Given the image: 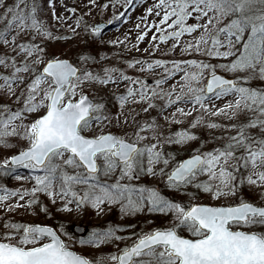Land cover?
Masks as SVG:
<instances>
[{
  "label": "snow or ice",
  "instance_id": "obj_1",
  "mask_svg": "<svg viewBox=\"0 0 264 264\" xmlns=\"http://www.w3.org/2000/svg\"><path fill=\"white\" fill-rule=\"evenodd\" d=\"M46 2L53 18L63 20L56 16L53 0ZM110 2L116 7L118 0ZM138 2L123 0L124 11L107 23L121 21ZM89 4L99 7L97 0ZM39 9L36 0H0V145L12 148L8 138H18V150L0 161V174L31 183L23 191L0 186V206L8 212L35 208L47 215L39 198L43 194L53 205L61 202L58 212L87 205L99 214L105 206H119L122 217H171L166 227L126 237L118 234L123 227L108 226L78 241L95 248L115 244L117 251L108 255V264H264V0H153L136 29L141 31L143 23L160 34L153 40L171 41L173 51L179 48L191 57L129 61L128 67L139 66L140 72L164 70L153 86L118 68L97 71L93 66L107 59L104 56L98 60L81 52L75 61L50 56L47 41L70 37L48 31L37 19ZM150 16L158 22L148 24ZM81 27L77 18L73 34L79 35ZM83 27L93 41L103 35L102 24ZM144 38L137 36L138 41ZM177 75L179 80L170 83ZM121 84L124 91L117 94L113 86L119 89ZM109 104L119 105L115 117ZM128 105L140 111L126 115ZM150 110L157 116L141 123L137 117ZM166 111L169 125L195 112L189 127L220 129L221 134L212 137L218 143L207 151L201 143L190 158L176 162L165 145H187L199 138L188 129L165 134L158 117ZM206 116L244 119L225 126L206 121ZM114 127L123 134L111 131ZM20 169L26 174H19ZM200 175H207L208 181L197 182ZM147 177L162 178L174 194L189 195L191 186L228 203H192L198 199L194 194L184 203L162 194L156 185L142 183ZM245 187L256 191L255 202L246 198ZM10 197L18 199L2 203ZM0 223V264H103L76 251V241L62 238L64 231L58 234L39 223Z\"/></svg>",
  "mask_w": 264,
  "mask_h": 264
},
{
  "label": "rangeland",
  "instance_id": "obj_2",
  "mask_svg": "<svg viewBox=\"0 0 264 264\" xmlns=\"http://www.w3.org/2000/svg\"><path fill=\"white\" fill-rule=\"evenodd\" d=\"M8 4L14 3V0H6ZM38 3V0H36ZM108 4L107 8H104L103 5ZM123 4V0H118L116 7L112 6L110 0H97V5L92 6L89 4V0H53L54 10L57 17H63V20L55 19L52 16V8H49L47 2L43 4V6L37 12V19L43 21L44 25L47 27L48 31L52 32L55 37H70L68 38H54L46 42L47 47L45 50L48 52L50 56L60 57V58H68L71 61H75L76 57L81 52H89L96 59L99 60L101 56L106 57L107 59L101 60L99 64L94 65L93 67L99 71L104 67L108 68H118L125 72L126 75H129L133 78H140L141 80L146 81L149 86L154 85V80L160 78L163 74V69H153L151 71L140 72L139 66L134 68L128 67L129 61L141 60L152 62L157 59L167 60L171 62L172 60L179 59H188L191 57H187L183 55L179 48L176 50H172V42L168 41L164 44L159 42V39L153 40V36H159V33H156L154 29L149 30L146 29L144 24L141 23V31L136 29V24L140 23L139 18L145 15V10L147 7L152 5V0H139L138 3H135L132 7L128 9L127 15L121 19V21H114L109 24L107 21L113 18L114 13L119 14V12L124 11V8L121 7ZM69 8H74L76 11L69 12ZM77 18L80 19L82 27L77 29L79 35H74L72 32V27H75ZM127 22H124V21ZM158 22L157 18L154 16H150L148 19V24H152L153 22ZM100 22H106L103 27V35L100 38H96L94 41L89 39L85 34L83 25H96ZM191 22V21H190ZM3 28V25H0V29ZM144 34L145 38L142 41L137 40V36ZM22 39L27 40L28 37L23 36ZM185 39H191V37H185ZM114 41H123L122 44L116 43L113 44ZM40 43V47L44 48L45 43L40 42L38 39L36 41ZM168 53V55H165ZM170 66V64H169ZM145 68L147 65L145 64ZM0 74H3L0 72ZM231 76V74H226ZM179 80V75L175 77L174 80L170 81V83H175ZM165 88H168V85H164ZM113 89L117 92V94L122 93L124 91V86L121 84L119 89ZM156 103L159 105L161 101L157 100ZM221 106L223 105V101L218 102ZM112 111L111 114L115 117L119 112V105L112 106L109 104ZM191 107L190 105L188 106ZM140 108L137 105H128L125 108V114L127 115L131 112L133 115L135 112H139ZM171 111H175V109H171ZM164 115H167V111L158 117L159 123L163 125L164 133L169 134L176 131H181L184 129H188L199 138L197 141L190 142L187 145H165V151L172 153L176 158V162H179L180 159L186 155L194 153L197 149L200 148L201 143L204 144V150H210L214 145L218 142L212 139L213 136H219L221 134L220 129H208L197 128L191 129L189 127V123L191 120L197 117V114L194 112L192 117H188L183 119L182 123L169 125L164 120ZM157 113L150 110V114H145L143 112L137 117V119L143 123L146 119L150 117H156ZM121 121L125 119V116L120 117ZM129 124H131V116H128ZM213 120L216 123L223 124L228 126L230 124L239 123L244 119L243 116L240 117V120H232L229 121L222 117H205V120ZM131 132V127L129 126L127 129ZM111 131L117 134H123V130L119 127H114ZM225 135L229 134L228 132L224 133ZM231 134H235L234 131ZM145 135H150L149 133H145ZM9 143L13 145L12 148H5L0 145V161L7 158L11 153L18 150V138H8ZM27 170L20 169L19 174H26ZM247 175V173H245ZM208 181L207 175H200L197 177V182ZM142 183H145L149 186L156 185L158 186L162 194L172 197L176 200H183L184 203H189V196L194 194L198 197V199H192L191 202H206L210 204H226L228 201L220 200L215 201L212 200L210 195L207 193H203L194 187H189L188 193L189 195L184 194H174L172 190L167 189L162 181V178L156 177H147L143 178ZM0 186L5 187L12 191H23L24 189L30 188L31 183L26 181H17L11 176H5L0 174ZM3 192H0V195H3ZM244 194L247 199L255 202L258 199L256 191H249L247 187L244 189ZM40 201L43 207L48 208V214L45 215L43 213H38V210L35 208H28L27 210L21 208L17 209L13 212H8L2 206H0V222L5 220L11 222H19V223H42L49 224L56 228L57 232L60 233L64 231L66 234L62 236V238L66 242L76 241L73 244V247L78 252H83V254L89 258L90 260H101L103 264H108L107 257L109 254L116 252L117 248L115 244H105L101 245L99 248H95L87 245H80L78 243L81 239H87L89 237L90 232L94 229H102L108 226H119L125 229L124 232L118 233L124 236L132 235V232H140L143 230H150L153 227H166L171 223L170 216H163L161 214L156 213H144L138 214L136 216H125L122 217L119 211V206H105V211L102 213H97V211L90 206L85 205L82 208L77 209L75 205H71L73 211L70 213L67 212H58L56 209L61 204L60 201H57L56 205H53L50 200L47 199L46 196L40 194ZM18 197H10L8 201L2 202L3 204H14L17 201ZM27 200V198H26ZM25 201H21V203H26ZM65 221L69 225L80 224L83 226L84 231L80 234L74 233L69 226L60 224V221ZM63 228L69 229L68 231L62 230ZM4 231L2 227V223H0V232ZM186 235L187 233L184 232ZM120 247L124 246V242H117ZM130 243V241H128Z\"/></svg>",
  "mask_w": 264,
  "mask_h": 264
},
{
  "label": "water",
  "instance_id": "obj_3",
  "mask_svg": "<svg viewBox=\"0 0 264 264\" xmlns=\"http://www.w3.org/2000/svg\"><path fill=\"white\" fill-rule=\"evenodd\" d=\"M100 24H104L103 22L102 23H100ZM68 59V58H67ZM70 60V59H69ZM71 61V60H70ZM221 74V73H220ZM228 77H230V76H228ZM13 154V153H12ZM11 154V155H12ZM192 154H190V155H187V156H185V157H183L182 159H181V161L182 160H184V159H188V158H190V156H191ZM195 203H203V204H208V205H213V204H209V203H206V202H195ZM216 206H219V205H216ZM35 224V223H34ZM39 224H41V223H39ZM41 225H47V226H50V225H48V224H41ZM50 227H52V226H50ZM72 229H73V231H75L76 233H81L83 230H84V228H83V226L82 225H80V224H74V225H72ZM55 230V229H54ZM186 236V235H185ZM87 258V257H86Z\"/></svg>",
  "mask_w": 264,
  "mask_h": 264
},
{
  "label": "trees",
  "instance_id": "obj_4",
  "mask_svg": "<svg viewBox=\"0 0 264 264\" xmlns=\"http://www.w3.org/2000/svg\"><path fill=\"white\" fill-rule=\"evenodd\" d=\"M45 1H46V0H38V4L40 5V8L43 6V4L45 3ZM152 3H153V0H152ZM0 30H2V29H0ZM60 224H62V225H63V224L66 225V224H67L66 226H69V227H70V225H69L67 222L62 221V220L60 221ZM62 230H66V231H68L69 229H67V228H66V229H65V228H62Z\"/></svg>",
  "mask_w": 264,
  "mask_h": 264
}]
</instances>
